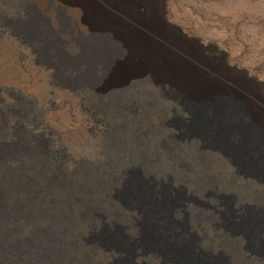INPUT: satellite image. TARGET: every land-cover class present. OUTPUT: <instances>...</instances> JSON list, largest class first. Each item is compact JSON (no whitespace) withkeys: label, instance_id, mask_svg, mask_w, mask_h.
<instances>
[{"label":"rangeland","instance_id":"rangeland-1","mask_svg":"<svg viewBox=\"0 0 264 264\" xmlns=\"http://www.w3.org/2000/svg\"><path fill=\"white\" fill-rule=\"evenodd\" d=\"M28 1L0 0V264H115L126 254L110 257L97 243L124 242L157 220L201 236L212 262L223 252L231 264H259L242 260L239 241L222 236L264 222V183L240 178L197 138H210L202 109L232 106L264 149V0H158L155 27L141 33L169 55L171 74L200 81L187 87L124 80L140 62L100 26L75 29V12L63 9L58 48L84 70L73 90L70 74L53 66L48 21L32 28L23 15ZM232 151L242 170L264 180L248 147ZM138 177L147 192L178 199L183 188L199 202L171 220L147 208L128 214L118 196H130ZM238 204L244 214H234Z\"/></svg>","mask_w":264,"mask_h":264},{"label":"bare ground","instance_id":"bare-ground-1","mask_svg":"<svg viewBox=\"0 0 264 264\" xmlns=\"http://www.w3.org/2000/svg\"><path fill=\"white\" fill-rule=\"evenodd\" d=\"M157 5L158 0H29L22 5L21 9L23 15L29 19L32 28H35L40 21H48V41L55 46L53 66L56 70L64 69L70 74L72 79L69 86L72 90L79 87L80 83L83 82L81 80L84 77V70L83 67L81 70H76L73 67L74 59H71L58 48L59 37L57 38L55 32L63 21V9L75 12L71 19L75 29H79L82 23L90 29L94 25L100 26L110 36L119 39L129 60L136 59L140 62L137 69L125 73L127 76L124 80L149 79L158 84L178 83L185 87L197 84L200 81L190 77L188 75L190 73H186L185 76L179 75V78L176 77V73L171 74V66L165 64L164 61L169 55L152 45L146 44L141 29L155 27L154 20H156ZM163 13H165V10ZM162 21L180 36L185 37L178 27L167 22L165 16H163ZM208 49L215 50V47L211 45ZM172 54L188 56L184 51L175 53L172 50ZM224 56L222 52L221 57L223 59ZM191 64L190 61L182 63L183 67L192 70ZM230 69L246 76L245 71H239L236 68ZM250 80L253 82L258 81L254 78H250ZM259 84L263 85V83ZM196 97L203 99L204 102L211 100L209 99L211 98L210 95L202 92L196 94ZM199 121L210 137L207 141H203L200 137L197 138L204 147L220 154L233 165L236 174L240 178L264 183V180L255 178L252 173L248 172L251 169L242 170L238 164L236 152L232 151L234 148H244L246 146L249 148L247 159L256 166L264 165L262 145L254 146L256 142H261L256 130L250 129L244 117L236 112L235 108L232 106H215L202 109ZM144 185V179L138 177L128 184L131 191L130 196H118V201L127 210L128 214L136 215L147 208L153 210V213L156 214H161L162 211L165 217L171 220L173 212L176 214L179 212L184 213L191 204L199 202L198 197H195L190 191H184L183 188L181 189L183 193L178 199H168L163 195L158 196V194L145 191L143 189ZM262 186L264 187L263 184ZM211 195L212 193H207L206 197ZM239 204L234 210L236 215L244 214L247 211L246 207L239 206ZM230 234L234 236L222 237L226 238L229 243L239 241L240 245H238L243 249V252L239 254L242 260H247V262L256 260L259 264H264V222H257L253 230L230 231ZM200 237L193 236L187 227L178 230L173 225L164 226L161 220H157L152 222L147 229H137L132 236L124 237V242L116 243L107 240L97 244L98 249L110 257L116 258L122 253L126 254L124 260L119 258L115 261V264H144L145 262L150 264H231L229 258L223 252H219L221 254L217 263L205 257L199 244ZM238 251L240 250L238 249ZM234 258L238 262L239 258L235 251Z\"/></svg>","mask_w":264,"mask_h":264}]
</instances>
